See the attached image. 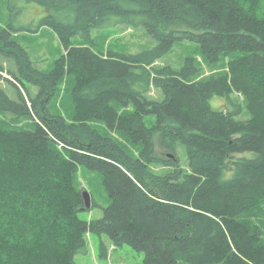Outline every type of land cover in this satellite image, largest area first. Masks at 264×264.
Masks as SVG:
<instances>
[{"label": "trees", "instance_id": "1", "mask_svg": "<svg viewBox=\"0 0 264 264\" xmlns=\"http://www.w3.org/2000/svg\"><path fill=\"white\" fill-rule=\"evenodd\" d=\"M27 1L47 9L37 25L0 28L22 61L17 99L0 81V264H78L89 234L142 264H264V0ZM118 26L156 44L103 49L92 31ZM44 27L65 49L48 71L13 39ZM181 41V68L158 64ZM82 167L102 176L101 218L81 217L101 207Z\"/></svg>", "mask_w": 264, "mask_h": 264}, {"label": "rangeland", "instance_id": "2", "mask_svg": "<svg viewBox=\"0 0 264 264\" xmlns=\"http://www.w3.org/2000/svg\"><path fill=\"white\" fill-rule=\"evenodd\" d=\"M46 13L47 9L36 1L0 0V28L5 27L8 21H14V24L17 27H34L37 25L39 20L46 15ZM92 33L96 38V42L99 43L103 49H116L127 53H138L144 49L151 48L156 44V41L147 33L144 27L133 29L126 26H118L111 30H93ZM13 39L16 40L27 52L34 65L43 71L52 69L55 65V61L65 53L64 46L57 33L48 27L42 28L38 33L29 31L19 32L13 36ZM74 43L79 44V39L75 38ZM194 46H196L195 43L190 41L178 42L174 46L173 50L164 59L160 60L158 64L162 65L171 63L175 67L181 68L184 57L188 53L194 52ZM5 50V52H0V81L8 91L9 95L12 98L17 99L18 93L15 87L8 83L5 80V77H9L14 80V77L10 73L11 71L16 72L18 63L22 61L19 60L18 62V57L16 56V52L14 50H8L7 48H5ZM19 56L24 57L22 50L19 52ZM27 85L31 88L33 93L36 91L32 85ZM151 96L157 98L158 91L154 90L151 93ZM224 100V98L215 97L212 100V104L215 106H217V104L223 105L225 104ZM239 100L241 101V97ZM11 120L12 119H8V121ZM148 123L152 124L150 119H148ZM120 141L133 153H137V150L133 149L126 140L120 139ZM178 153L182 166L186 168L188 165V156L183 145L179 146ZM78 184L80 188L90 192L92 200H96L101 204V207L81 213V217L87 220L91 218H101L103 215V207L110 203V199L102 182V176L97 172H93L85 167H82L78 174ZM88 241L89 252L88 254H78L76 256L78 264L143 263V252H137L128 245L116 248L107 235L100 237L94 234H89ZM102 243H104L108 248L107 257L101 256Z\"/></svg>", "mask_w": 264, "mask_h": 264}, {"label": "water", "instance_id": "3", "mask_svg": "<svg viewBox=\"0 0 264 264\" xmlns=\"http://www.w3.org/2000/svg\"><path fill=\"white\" fill-rule=\"evenodd\" d=\"M83 194H84L85 201H86V208L90 209L92 207V196L90 192L88 191H84Z\"/></svg>", "mask_w": 264, "mask_h": 264}]
</instances>
